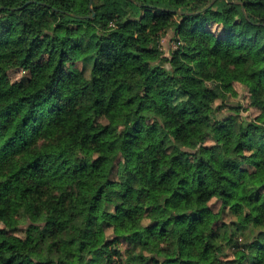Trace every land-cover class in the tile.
Masks as SVG:
<instances>
[{"label":"trees","instance_id":"trees-1","mask_svg":"<svg viewBox=\"0 0 264 264\" xmlns=\"http://www.w3.org/2000/svg\"><path fill=\"white\" fill-rule=\"evenodd\" d=\"M0 264H264V0H0Z\"/></svg>","mask_w":264,"mask_h":264},{"label":"rangeland","instance_id":"rangeland-1","mask_svg":"<svg viewBox=\"0 0 264 264\" xmlns=\"http://www.w3.org/2000/svg\"><path fill=\"white\" fill-rule=\"evenodd\" d=\"M168 39H169V37H167L165 39V43H168L167 42ZM166 46H168V45H166ZM174 46H176V45H174ZM165 49L168 50L167 47ZM72 69H73V72L76 74V76L79 77L78 84L80 86L85 85L86 82H87V80H88L89 74L86 73L85 75H83L81 72L78 71V69L76 67H72ZM23 75H24V73L22 71H20V70H16V71H12L11 72V78L15 82L18 81V80H20V79H22ZM235 88H236L237 94L235 96H233V99H235L236 101H242L243 106H244L243 107L244 109H242V112H241L242 115H244V116L247 115V116H250L251 118H253L257 114V111L255 109H252V108H248L247 109L248 103L244 99V95H246V90L240 84L235 85ZM217 207L218 206L216 205V208Z\"/></svg>","mask_w":264,"mask_h":264},{"label":"water","instance_id":"water-1","mask_svg":"<svg viewBox=\"0 0 264 264\" xmlns=\"http://www.w3.org/2000/svg\"><path fill=\"white\" fill-rule=\"evenodd\" d=\"M213 2H214V1H212V3H211V4H213Z\"/></svg>","mask_w":264,"mask_h":264}]
</instances>
